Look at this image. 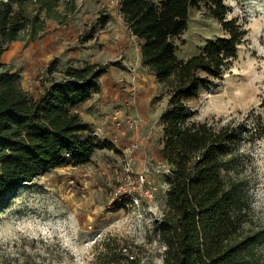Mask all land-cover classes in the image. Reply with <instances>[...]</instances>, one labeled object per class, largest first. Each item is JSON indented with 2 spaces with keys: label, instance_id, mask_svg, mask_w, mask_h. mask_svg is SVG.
<instances>
[{
  "label": "rangeland",
  "instance_id": "374dc122",
  "mask_svg": "<svg viewBox=\"0 0 264 264\" xmlns=\"http://www.w3.org/2000/svg\"><path fill=\"white\" fill-rule=\"evenodd\" d=\"M120 0H59L58 20H47L41 38L9 44L1 57L19 73L32 96L43 93L51 64L59 70L85 64L109 65L101 92L78 107L100 141L115 151H96L83 167L63 166L27 183L0 204V264H162L164 246L155 232L162 216L169 166L159 157L161 118L170 109L164 85L142 67L138 41L116 3ZM228 20L246 23L247 36L232 68L211 80L186 103L198 122L215 121L238 131L230 149L248 182L254 221L264 225V0H223ZM31 4V17L45 12ZM108 19L99 30L103 17ZM94 33L93 39L84 37ZM221 24L202 8L190 13L177 40V57L187 60L209 40L224 37ZM109 246L112 252L104 251ZM259 264H264L263 257Z\"/></svg>",
  "mask_w": 264,
  "mask_h": 264
},
{
  "label": "trees",
  "instance_id": "16d2710c",
  "mask_svg": "<svg viewBox=\"0 0 264 264\" xmlns=\"http://www.w3.org/2000/svg\"><path fill=\"white\" fill-rule=\"evenodd\" d=\"M31 4L45 17L28 15ZM58 7L59 0H0V204L38 177L63 166H86L96 151L116 149L111 141H100L77 112L101 92L109 65L59 70L51 64L41 81L44 91L35 97L22 89L19 73L1 62L9 44L41 38L46 21L60 18L53 12ZM202 8L225 36L179 59L175 40L187 30L191 11ZM120 15L139 43L142 67L169 97L158 152L169 166L162 216L155 225L164 246L162 264H259L264 225L252 218L239 161L244 154L230 149L238 131L215 121L198 122L186 105L232 68L248 34L246 23L228 20L223 0H120ZM107 25L104 16L99 30ZM93 37L91 32L84 41ZM104 251L112 249L106 245ZM113 256L137 264L123 250Z\"/></svg>",
  "mask_w": 264,
  "mask_h": 264
},
{
  "label": "crops",
  "instance_id": "0c3cea01",
  "mask_svg": "<svg viewBox=\"0 0 264 264\" xmlns=\"http://www.w3.org/2000/svg\"><path fill=\"white\" fill-rule=\"evenodd\" d=\"M139 49H140V47H139ZM86 122L89 123V125L91 126V128L93 127V125H94L93 123H91V122H89V121H86ZM95 135H97L96 132H95ZM97 136H98V135H97ZM111 142H112V141H111Z\"/></svg>",
  "mask_w": 264,
  "mask_h": 264
},
{
  "label": "built area",
  "instance_id": "2783aa9c",
  "mask_svg": "<svg viewBox=\"0 0 264 264\" xmlns=\"http://www.w3.org/2000/svg\"><path fill=\"white\" fill-rule=\"evenodd\" d=\"M116 4H117V5H119V7H120V1H119V2H117Z\"/></svg>",
  "mask_w": 264,
  "mask_h": 264
}]
</instances>
